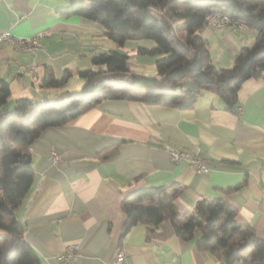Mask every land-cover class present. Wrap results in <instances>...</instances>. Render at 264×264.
<instances>
[{"label": "crops", "instance_id": "0c3cea01", "mask_svg": "<svg viewBox=\"0 0 264 264\" xmlns=\"http://www.w3.org/2000/svg\"><path fill=\"white\" fill-rule=\"evenodd\" d=\"M71 1L0 0V30L23 38L49 32L33 50L0 43V85L10 87L8 102L78 90L83 84L78 71L92 67L91 56L117 49L99 23L63 14ZM200 33L212 62L221 68L232 67L234 56L256 36L248 27L205 26ZM154 45L151 39L125 41L122 52L132 71L157 77L155 56L139 51ZM45 66L57 79L65 69L71 76L60 88L42 87ZM238 101L233 113L208 90L189 108L103 100L66 124L42 131L32 144L34 181L16 211L41 263L63 264L58 255L77 243L79 255L70 264H227L197 248L198 234L180 238L169 223L151 233L137 224L120 238L122 198L167 183L180 188L175 199L180 212H192L199 199L221 197L235 207L238 224L264 238V79L244 81ZM164 145L202 156L209 172L173 162ZM51 149L61 156L56 165ZM120 249L125 257L115 263Z\"/></svg>", "mask_w": 264, "mask_h": 264}, {"label": "trees", "instance_id": "16d2710c", "mask_svg": "<svg viewBox=\"0 0 264 264\" xmlns=\"http://www.w3.org/2000/svg\"><path fill=\"white\" fill-rule=\"evenodd\" d=\"M62 12L99 23L118 47L127 40H153L154 47L139 51L155 56L157 77L132 71L128 55L111 49L92 55V67L78 71L83 81L78 90H61L40 101L16 98L8 108L10 87L0 85V264H42L16 216L34 181L32 144L42 131L66 124L103 100L189 108L206 90L235 113L242 83L264 79V0H73ZM213 13L228 16L230 23L222 27L235 28L239 22L256 31L253 44L242 47L229 68L214 65L200 33L206 15ZM70 76L65 69L57 79L45 66L41 86L60 88ZM179 193L176 183H167L126 194L120 202L125 214L120 238L137 224L151 233L169 223L180 238L198 234L197 248L227 264H264V238L236 222L233 205L221 197L203 198L192 212H180Z\"/></svg>", "mask_w": 264, "mask_h": 264}, {"label": "built area", "instance_id": "2783aa9c", "mask_svg": "<svg viewBox=\"0 0 264 264\" xmlns=\"http://www.w3.org/2000/svg\"><path fill=\"white\" fill-rule=\"evenodd\" d=\"M230 23L228 16L220 13H213L206 15V24L210 28L215 27H222L226 26ZM234 27L240 30H244L246 27L242 23L236 22ZM49 32L41 31L36 33L34 36L31 37H19L11 33L9 30H0V43L8 44L16 49L19 50H33L36 45L37 41L47 36ZM164 149L168 154L170 160L173 162H186L188 163L197 173L207 174L209 172V168L205 163V160L200 155L191 156L187 151L178 149L172 146L164 145ZM61 156L59 152L55 149L50 150V161L53 165H56L60 162ZM79 245L77 243L69 244L63 253L58 255V259L63 264H70L71 258L74 255H79L78 252ZM125 254L120 249L115 258V263L124 259Z\"/></svg>", "mask_w": 264, "mask_h": 264}, {"label": "rangeland", "instance_id": "374dc122", "mask_svg": "<svg viewBox=\"0 0 264 264\" xmlns=\"http://www.w3.org/2000/svg\"><path fill=\"white\" fill-rule=\"evenodd\" d=\"M128 48H129V47H128ZM128 48H127V49H128ZM117 50H118V51H119V50L122 51V47H117ZM141 75H142V74H141ZM144 76H147V77H155V76H149V74H148V75H147V74H144ZM6 105H7L8 108H10L11 105H12V101L10 100Z\"/></svg>", "mask_w": 264, "mask_h": 264}]
</instances>
